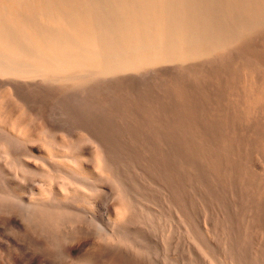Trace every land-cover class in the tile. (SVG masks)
Masks as SVG:
<instances>
[{
	"label": "bare ground",
	"instance_id": "6f19581e",
	"mask_svg": "<svg viewBox=\"0 0 264 264\" xmlns=\"http://www.w3.org/2000/svg\"><path fill=\"white\" fill-rule=\"evenodd\" d=\"M48 100L68 106L53 110L56 102L47 110ZM40 142L52 148L49 161L31 148ZM0 146L1 155L41 177L38 184L48 191L24 206L22 226L55 229L69 213L91 224L97 216L73 206L95 203L102 218L95 233L114 237L119 228L112 221L139 206V190H152L159 173L164 208H191L184 214L196 260L201 254L206 264H264V0H0ZM53 147L72 164L62 166V157L57 164ZM136 155L138 167L126 159ZM94 157L105 201L93 203L100 194L85 193L72 198V207L63 205L66 198L60 203L63 190L55 189L64 182L82 189L94 183ZM48 174L59 179L47 180ZM110 180L122 196L118 203ZM180 185L191 192L187 206ZM0 194L7 213L16 198ZM87 230L77 254L88 243ZM72 231L64 230L73 241L78 230ZM116 234L121 241L108 246V264H128L141 254L143 263L151 260L152 246L144 247L150 239L141 232L143 251L128 234ZM123 237L137 249L124 246ZM89 258L78 261L94 264Z\"/></svg>",
	"mask_w": 264,
	"mask_h": 264
},
{
	"label": "rangeland",
	"instance_id": "374dc122",
	"mask_svg": "<svg viewBox=\"0 0 264 264\" xmlns=\"http://www.w3.org/2000/svg\"><path fill=\"white\" fill-rule=\"evenodd\" d=\"M9 95V94H8ZM10 97V96H9ZM10 99H11V97H10ZM53 100H48L46 103L44 102L43 103V106L47 109V110H50V109H53L54 108V106L56 105V104H54V103H56V102H58V101H53ZM65 102L64 101H62V104H63V106L61 107V106H59L61 103L60 102H58L57 104H58V106H56V108L55 109H53V110H57L58 108H59V110H61V109H65V107H67L68 106V104H67V102H66V104H64ZM54 104V105H53ZM61 104V105H62ZM51 106V107H53V108H49V107ZM65 106V107H64ZM58 107V108H57ZM35 145V146H34ZM0 147H2V146H0ZM31 148H32V150H33V152L34 153H36V154H38L37 156H41V158L42 159H46L47 158V160L49 161V158L48 157H46L47 155V153H46V151H48V149H52V148H49V147H47V146H44L41 142L40 143H35V144H31ZM54 149V151H53V153H55L56 155H57V157H55V162L58 164L59 163V165L61 164V162H64L65 160H66V164L65 163H62V166H67L68 165V163L70 162L71 163V160L68 158V154L65 152H63V151H60V150H58V149H56L55 147H53ZM1 149L2 148H0V153H1ZM42 149V150H41ZM3 150V149H2ZM40 150V151H39ZM2 152H4V151H2ZM5 153V152H4ZM39 154H41V155H39ZM5 155V154H4ZM137 156V159H136V157H134V158H126L128 161H129V163L130 164H132V165H136L137 167H138V162H139V164H140V161H139V155H136ZM46 157V158H45ZM61 157L63 158V159H65L64 161L61 159ZM5 158H7L6 156H3V154L1 155L0 154V193H4V196H5V194H7L8 192L9 193H11L12 195H13V198L11 197L12 195H10V194H7V195H10V196H8L9 198L11 197V199H15L16 198V200H11V201H9V202H11V203H13V204H15L14 206L13 205H11V210H9L7 213H3L2 212V210H0V264H13V261H12V259H11V255H13L12 257H14V262H17V261H19V260H28V262L31 264H78L77 263V261L78 260H80V261H82L81 260V258L83 257H85L84 259H83V261L85 260H87L91 255V260H93L94 259V264H108V262H109V260H107V258L109 257V255L108 254H111L110 252V248H109V252H106V250L108 251V246L110 245V243H112L113 245H116V242L117 241H121V239H117V241L115 240V238H117V237H115V234L116 233H119V236L121 235V237L123 236V235H125V237L127 236V234H128V236L127 237H129V238H127L128 239V241L130 240V242H131V244L132 243H137L138 244V246H141V245H139V244H141L142 243V241L144 242V243H146V241L148 242L149 241V239H150V241H149V243H146V245H144V247L145 246H152L151 248H152V250H150V254L151 255H149L150 256V258H151V260L148 258V260H149V262H148V260H147V262L150 264V262L152 263V261H153V264L155 263V264H164V263H167V264H169V263H172V264H195V263H197V264H206V262H204V257L202 258V255L200 254V258L198 259V260H196L197 259V257L195 256V254H193V252L192 251H190L191 249V237H190V234H189V236H188V234L187 233H189V231L190 230H188V229H190V226H189V228H188V224L190 223L188 220H186L187 218H186V216H185V214H188V210L187 209H190L191 210V208H190V206H188V207H185L186 208V212H184V211H179V213L180 212H183V213H178V210H177V208L175 209V208H167V207H165L166 208V210H163V208H164V206H165V202H166V200H165V202L162 200V198L163 199H165L164 198V190L162 189L163 187V185L161 186L160 184H159V179L161 178V175H159V173H157L156 175H155V179L157 180H155L154 182H155V185H154V183H152L151 185H149L151 188H152V190H150V189H148L147 187L145 188V187H142L140 190H139V193L141 192V194H140V198H141V202H139L138 204H137V208H134V206H133V208L134 209H132V211H129V213H127V214H125V215H123V217H121V218H119V219H114L112 222H113V225H112V223H111V225H112V227L114 228V229H118V231H116V233L114 234V237H113V235H111L110 234V238H111V236L113 237L112 239H109V237H108V239L110 240V241H107L108 239H107V237L104 239L102 236H101V233H100V235L98 234L99 232H98V229H97V226H96V222L95 221H97V222H101V220L100 219H102L101 218V215H99V213L101 212V211H99L98 209H97V207L95 206V207H93V205H95V203L94 202H100V200H104L105 201V198L104 199H101L102 198V196H104V195H102L103 194V192H102V188H103V186H102V188H101V183H102V178H104V177H102V176H104L103 174H102V172H101V169L100 168H98V164H96L97 163V160L95 159V157H94V160H93V162H91L92 164L89 166V167H91L90 169V171L92 172V171H94V167H95V170L96 171H94V172H92V173H94V174H91L92 176H94L95 177V181H94V183H92L90 186H89V188L88 187H83V189H82V187H77V185H74L73 183H72V185H71V183L70 184H66L65 185V182H64V184H62V186H61V190H59L58 188H56L55 190L56 191H58V192H60V191H62L63 190V193L62 192H60L59 194H61L62 195V197H60L59 196V198H62L63 199V201H61L60 203H62V202H64V199H65V202H64V204L63 205H67V206H73V205H75L76 204V202L74 201H72L73 203H71L72 205H70L69 203H70V201L71 200H73L74 199V197H75V195H76V197L78 198V199H81V198H84V196L86 195V197H93L94 195L93 194H96L97 196L96 197H98V195L100 196V198H97L98 199V201L96 200H94V199H92V201H93V205L92 206H86V208H85V206H83L82 204H80V203H78V204H76L75 206H73V207H76V208H79V209H82V210H84V209H86L85 211H87V212H90V213H93L94 215H96L97 217H96V219L94 218V220L95 221H93V222H91V224H90V221H89V223H88V221L86 222V221H84V222H82V220H84L83 218H81V216L79 215V217H75L74 215H73V213H69V215L67 214V217H66V215H65V219H68L67 220V223L65 224V223H63L64 222V218H63V220H61L62 221V223L60 224V222L56 225L57 226V228H51V229H49L48 230V228H45V229H47V231L45 230V229H39L38 230V228L37 227H34V226H32V225H30V226H22L21 224H24L22 221L23 220H25L24 218H25V216H23V215H25L26 214V212H25V208L27 207V204H29V202H35V200L37 201V199L36 198H38V197H40V195H41V193L43 192H48V191H45V188H43L44 186H41L40 184H38V179H41V177H39V176H37L36 174H34L33 172H31V171H29L28 172V170H26V169H24L23 167H21L16 161H15V159H12V158H7V159H5ZM57 158L59 159L58 161H56L57 160ZM121 158H122V160L124 161L123 163H127L126 165L128 166V162H127V160L125 159V157H124V159H123V157L121 156ZM39 159V158H38ZM61 159V160H60ZM68 159V160H67ZM70 160V161H69ZM40 161H41V159H40ZM52 161V160H51ZM15 162V163H14ZM54 162V160L52 161V163ZM68 162V163H67ZM55 163V164H56ZM69 163V165H71ZM65 164V165H64ZM95 166H94V165ZM68 165V166H69ZM4 167V168H3ZM96 168H98V169H96ZM133 168H135V166H133L132 167V169ZM21 169V170H20ZM18 170H19V172H18ZM140 172V171H139ZM139 172H138V175H140L139 174ZM31 175H30V174ZM136 173V172H135ZM134 173V171H132V178H133V180L134 181H136V182H139L138 180H140L139 179V177H137V173L135 174ZM32 174H34L35 176H37V177H39V178H34V176L32 175ZM97 174V175H96ZM152 174V173H151ZM144 175H145V173H144ZM21 176H23V177H25V178H23V177H21ZM46 176V178H47V180H50V179H59L58 177H56L57 176V174H55V175H45ZM53 176V177H52ZM136 176V177H135ZM30 177H33L34 179H36V181H37V183H36V181L35 182H32V180H31V178ZM48 177H49V179H48ZM51 177V178H50ZM136 179H135V178ZM13 178V179H12ZM32 178V179H33ZM9 179V180H8ZM33 179V180H34ZM163 179V178H162ZM27 180V181H26ZM105 180V179H104ZM164 180V179H163ZM31 182V183H30ZM57 182V181H56ZM110 184H112V187H113V198H114V203H118V202H120L121 201V194L120 193H118L119 191H117V188H116V186H117V184L115 185L114 184V182H112V180H110V182H109ZM162 183V182H161ZM21 184V185H20ZM103 185H104V183H102ZM115 186H114V185ZM37 185V186H36ZM68 185H70V186H68ZM94 185V186H93ZM152 185H154V186H152ZM16 186V187H15ZM93 186V187H92ZM148 186V185H147ZM181 186V189H182V191H183V189H184V192H182V195L180 196V197H186L187 198V203H186V206L188 205V200H191L190 198H192V196H191V192H190V190L188 191V190H186L185 188V186H183V185H180ZM15 187V188H14ZM62 187H64L63 189H62ZM28 188V189H27ZM85 188V189H84ZM93 188H95V189H93ZM97 188L99 189V188H101V189H99V190H101V192L100 191H98L97 190ZM4 190H6L7 191V193L6 192H4ZM9 190V191H8ZM44 190V191H43ZM80 190V191H79ZM86 190V191H85ZM90 190H92V191H96L97 190V192L95 193H92V191H90ZM27 191V192H26ZM41 193H40V192ZM147 191V192H146ZM161 191H163V194L161 193ZM187 191H188V193H187ZM25 192V193H24ZM68 192V193H67ZM89 192H91V193H89ZM146 192V193H145ZM160 192V193H159ZM32 193V194H31ZM40 195H39V194ZM86 193V194H85ZM155 193V194H154ZM30 196H28V195ZM67 196H66V195ZM69 194V195H68ZM115 194H117V195H115ZM157 194V195H156ZM1 195V194H0ZM3 195V194H2ZM32 195V196H31ZM50 196L52 195L53 196V194H49ZM63 195H64V197H63ZM90 195V196H89ZM91 195H93V196H91ZM142 195H144V196H142ZM162 196V198H161V196ZM187 195V196H186ZM38 196V197H37ZM50 196H49V199H51L50 198ZM51 196V197H52ZM142 196V197H141ZM30 199H29V198ZM75 197V199H77ZM33 198V199H32ZM40 198H42V197H40ZM73 198V199H72ZM94 198V197H93ZM117 200H116V199ZM100 199V200H99ZM43 200V199H42ZM52 200V199H51ZM12 201H14V202H12ZM38 201H41V200H39L38 199ZM149 202V203H148ZM162 202H164L163 204H162ZM10 203V204H11ZM18 203V204H17ZM68 203V204H67ZM75 203V204H74ZM0 204H2V203H0ZM21 204V205H20ZM24 204V205H23ZM142 206H141V205ZM144 204V205H143ZM151 204V205H150ZM161 204H162V206H161ZM65 205V206H66ZM159 205V206H158ZM24 206H26V207H24ZM83 206V207H82ZM135 206H136V204H135ZM166 206H168V205H166ZM16 207V208H15ZM162 207V208H161ZM67 208V207H66ZM164 208V209H165ZM14 209V210H13ZM139 209V210H138ZM13 210V211H12ZM22 210V211H21ZM66 211V210H65ZM70 212H71V210H69ZM97 211V212H96ZM135 212V214H132V213H134ZM132 212V213H131ZM200 212H202V211H200ZM89 213V214H90ZM144 213V214H143ZM185 213V214H184ZM18 214V215H17ZM93 214H91V215H93ZM101 214V213H100ZM143 214V215H142ZM75 215H77V214H75ZM134 215V216H133ZM152 215V216H151ZM182 215H184V216H182ZM12 216V217H11ZM71 216H73V217H75V221H73V223L74 224H72L73 225V227L71 228V230L70 229H68V228H70V226H72V225H70V226H68V222H69V220L71 221V219H70V217ZM126 216V217H125ZM188 216H189V214H188ZM73 217H71V218H73ZM129 217H131V218H134V220L133 219H130ZM8 218V219H7ZM77 218H80L79 220H80V222L79 221H77L78 219ZM98 218V219H97ZM166 218H167V220H166ZM186 218V219H185ZM16 219V220H15ZM77 219V220H76ZM140 219V220H139ZM155 219V220H154ZM185 219V220H184ZM73 220V219H72ZM104 220V219H103ZM131 220V221H130ZM200 220H201V216L199 215L198 217H197V219H196V223L198 224V225H201L203 222L201 221V224H200ZM17 221V222H16ZM169 221V222H168ZM185 221H188L187 223V225H186V222ZM26 222V221H25ZM65 222H66V220H65ZM77 222H79V223H77ZM8 223V224H7ZM21 223V224H20ZM85 223V224H84ZM88 223V224H87ZM148 223V224H147ZM69 224H71V222H69ZM79 224V225H78ZM124 224H126L125 226H124ZM163 224V225H162ZM3 225V226H2ZM60 225V226H59ZM62 225V226H61ZM75 225V226H74ZM134 225V226H133ZM149 225V226H148ZM15 226H16V228H15ZM91 226V227H90ZM93 226V227H92ZM117 226V227H116ZM122 226H123V228H122ZM156 226V227H155ZM179 226H181V227H179ZM202 226H203V224H202ZM28 227H29V229H28ZM125 227V228H124ZM135 227V228H134ZM178 227V228H177ZM187 227V228H186ZM60 228V229H59ZM83 228V229H82ZM85 228H88V230L87 229H85ZM120 228H122V229H120ZM157 228V229H156ZM161 228V229H160ZM180 228H181V230H180ZM26 229V230H25ZM54 229V230H53ZM57 229H58V232H57ZM68 229V230H67ZM72 229H75V230H73L72 231ZM81 229H82V231L83 230H87V231H90L91 233L89 234V239H88V243H87V245H85V247H83L82 249H81V251H80V253H76L79 249V246L81 245V242H82V238H80V235H81ZM112 229V228H111ZM154 229V230H153ZM184 229V230H183ZM9 230V231H8ZM14 230V231H13ZM17 230V231H16ZM51 230V231H50ZM64 230H65V232L67 233V231L68 232H70V231H72V232H74L75 233V231H77L78 230V233L76 234L75 233V235H76V237H78V238H74V240L72 241L70 238H68L67 237V235H66V233L64 232ZM70 230V231H69ZM96 230H97V234L95 233L96 232ZM120 230V231H119ZM123 230V231H122ZM139 230V231H138ZM144 230H146V232L144 231ZM179 230V231H178ZM183 230V231H182ZM187 230H188V232H187ZM2 231V232H1ZM16 231V232H15ZM40 231V232H39ZM41 231H43V232H41ZM48 231H50L51 233H49ZM62 231V232H61ZM185 231H186V233H185ZM8 232V233H7ZM30 232V233H29ZM57 232V233H56ZM134 232L136 233V234H134ZM139 232H141V234L142 235H145V237L148 239V240H146L145 241V237H144V240H143V238H142V235L141 234H139ZM154 232V233H153ZM180 232V233H179ZM5 233V234H4ZM7 233V234H6ZM14 233V234H13ZM40 233V234H39ZM47 233H49V234H47ZM62 233H63V235H62ZM173 233V234H172ZM11 234H13V235H11ZM43 234V235H42ZM56 234V235H55ZM104 234V233H103ZM102 234V235H103ZM177 234V235H176ZM116 235H118V234H116ZM176 235V236H175ZM183 235V236H182ZM188 237H187V236ZM9 236V237H8ZM38 236V237H37ZM46 236V237H45ZM51 236H53V237H51ZM60 236H64L63 238L62 237H60ZM104 237L106 236L105 234L103 235ZM118 236V238H120ZM152 236V237H151ZM164 236V237H163ZM12 237V238H11ZM43 237H45L46 239L44 240V238ZM163 237V238H162ZM4 238V239H3ZM16 238V239H15ZM37 238H39V241H37L38 239ZM54 238H56V239H54ZM142 238V239H141ZM156 238V239H155ZM185 239V240H183V239ZM20 239V240H19ZM47 239H49V240H47ZM64 239H66V241L64 240ZM82 239V240H81ZM96 239V240H95ZM2 240H5V241H2ZM9 240V241H8ZM56 240V241H55ZM100 240V241H99ZM102 240H104V241H102ZM112 240V241H111ZM116 242H115V241ZM142 240V241H141ZM162 240V241H161ZM164 240V241H163ZM174 240V241H173ZM32 241V242H31ZM55 241V242H54ZM60 241V242H59ZM64 241V242H63ZM71 241V242H70ZM114 241V242H113ZM126 242L127 243V245H128V247L129 246H131V244H130V242H127V241H125V238L123 237V239H122V242ZM48 242V243H47ZM73 242V243H72ZM98 242V243H97ZM121 242V243H122ZM123 242V244H125ZM153 243L152 245H149V244H151V243ZM158 243V245H159V242H160V248H159V246H155V245H157V243ZM162 242H164V246L166 245V250L164 251V250H162V246H163V244L161 245V243ZM58 244L57 246H56V244ZM65 243V244H64ZM77 243H79V244H77ZM95 243V244H94ZM143 243V244H144ZM11 244V245H10ZM36 244V245H35ZM50 244V245H49ZM100 244V245H99ZM122 244V245H123ZM130 244V245H129ZM135 244H133L131 247H133L134 246V248L136 247V245ZM142 244V245H143ZM187 244V245H186ZM19 245V246H18ZM102 245V246H101ZM126 244L124 245V246H127ZM17 246V247H16ZM36 246V247H35ZM37 246H40V248L39 247H37ZM53 248H52V247ZM55 246V247H54ZM70 246V247H69ZM77 246V247H76ZM93 246V247H92ZM95 246V247H94ZM98 246V247H97ZM112 246V245H111ZM110 246V247H111ZM177 246V247H176ZM107 247V248H106ZM143 246H141V248H142V251L143 250H145V248H144ZM159 249H158V248ZM15 248H17V249H15ZM41 248L43 249V250H41ZM75 248V249H74ZM10 249V250H9ZM52 249V250H51ZM61 249V250H60ZM85 249V250H84ZM103 249V250H102ZM136 249H137V247H136ZM139 250H140V248H138ZM177 249V250H176ZM57 250V251H56ZM71 250H75V254H77V258H76V256H75V254L74 253H71ZM92 250V251H91ZM170 250V251H169ZM9 251V252H8ZM48 251V252H47ZM62 251V252H61ZM153 251V252H152ZM158 251V252H157ZM177 251V252H176ZM92 252V253H91ZM106 252V253H105ZM160 252V253H159ZM33 253H34V255H33ZM86 253V254H85ZM139 253H141V250L139 251ZM177 253V254H176ZM22 254H23V256H22ZM37 254H44V256L42 257V255L40 256V255H37ZM84 254V255H83ZM107 254V258H106V255ZM160 254V255H159ZM176 254V255H175ZM190 254H191V256H190ZM5 255H6V257H5ZM8 255V256H7ZM65 255V256H64ZM171 255V256H170ZM173 255V256H172ZM35 256V257H34ZM89 256V257H88ZM94 256V257H93ZM97 256V257H96ZM141 256V257H140ZM138 255L137 256V258H139V259H136V256L134 257L137 261H138V264H145V262H146V260L144 261V263H143V261H142V258L144 259L145 257H142V254L141 255ZM154 256V257H153ZM164 258H163V257ZM192 256H195V259H193L192 258ZM4 257V258H3ZM30 258V259H27V258ZM79 257V258H78ZM133 257H131L130 256V258L131 259H129V258H127L129 261H132V262H127L128 264H132V263H134L135 262V259L133 260L132 258ZM159 257H160V259H161V257H162V259L164 260V262H163V260H160L159 259ZM64 258H66V259H64ZM89 258V259H90ZM101 260H100V259ZM105 258V259H104ZM185 258V259H184ZM68 259V260H67ZM99 259V260H98ZM145 259H147V257L145 258ZM202 259H204V260H202V262H201V260ZM75 262H74V261ZM95 260H96V262H95ZM104 260V261H103ZM165 260H166V262H165ZM6 261H9V262H6ZM80 261H78L79 262V264L81 263ZM82 261V263H84ZM90 261V260H89ZM134 261V262H133ZM137 261L134 263V264H137ZM142 261V262H141ZM167 261H169V263L167 262ZM171 261V262H170ZM184 261V262H183ZM195 261V262H194ZM200 261V262H199ZM6 262V263H5ZM91 262V261H90ZM89 262V263H90ZM146 262V264H148ZM204 262V263H203ZM92 263V262H91ZM90 263V264H91ZM110 264V263H109Z\"/></svg>",
	"mask_w": 264,
	"mask_h": 264
}]
</instances>
